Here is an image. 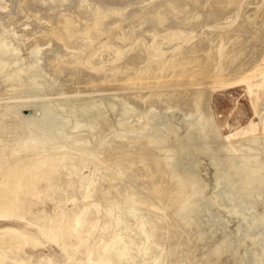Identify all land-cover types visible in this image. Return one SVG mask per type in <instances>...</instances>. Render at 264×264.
Returning <instances> with one entry per match:
<instances>
[{
    "label": "rangeland",
    "instance_id": "obj_1",
    "mask_svg": "<svg viewBox=\"0 0 264 264\" xmlns=\"http://www.w3.org/2000/svg\"><path fill=\"white\" fill-rule=\"evenodd\" d=\"M0 264H264V0H0Z\"/></svg>",
    "mask_w": 264,
    "mask_h": 264
}]
</instances>
